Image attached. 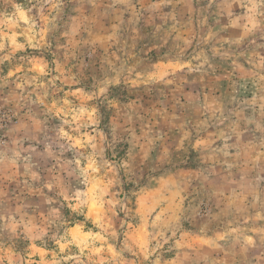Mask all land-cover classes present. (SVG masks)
<instances>
[{
    "label": "rangeland",
    "instance_id": "1",
    "mask_svg": "<svg viewBox=\"0 0 264 264\" xmlns=\"http://www.w3.org/2000/svg\"><path fill=\"white\" fill-rule=\"evenodd\" d=\"M0 264H264V0H0Z\"/></svg>",
    "mask_w": 264,
    "mask_h": 264
}]
</instances>
